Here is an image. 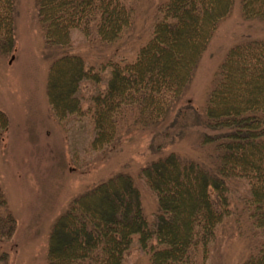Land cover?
I'll return each instance as SVG.
<instances>
[{
  "label": "trees",
  "instance_id": "trees-1",
  "mask_svg": "<svg viewBox=\"0 0 264 264\" xmlns=\"http://www.w3.org/2000/svg\"><path fill=\"white\" fill-rule=\"evenodd\" d=\"M235 1L159 0L152 32L132 60L107 59L93 72L82 55L70 51L72 31L116 42L135 24L134 0H36L46 44L56 52L47 86L56 116L65 121L82 115L83 82L99 80L109 68L105 89L89 106L91 147L116 149L133 128L148 131L153 158L139 177L157 198L150 220L130 173L95 184L55 220L47 264H123L135 237L150 264H205L218 226L234 213L238 220L246 215L251 225L242 264H264V37L246 36L228 50L202 111L186 98L204 51ZM239 3L245 20L264 21V0ZM14 18L15 1L0 0L1 52L15 49ZM189 117L200 127L202 155L165 152L179 121ZM8 124L0 109V132ZM16 224L0 190V241L12 239Z\"/></svg>",
  "mask_w": 264,
  "mask_h": 264
},
{
  "label": "rangeland",
  "instance_id": "rangeland-1",
  "mask_svg": "<svg viewBox=\"0 0 264 264\" xmlns=\"http://www.w3.org/2000/svg\"><path fill=\"white\" fill-rule=\"evenodd\" d=\"M14 1L15 49L0 50V109L9 119L8 128L0 132V190L17 224L12 239L0 241V256L5 253L0 264H47L55 220L74 198L118 172L134 177L145 215L150 220L155 217L156 195L139 177V170L153 154L149 133L140 127L125 135L116 149H92L95 127L89 106L92 97L105 89L109 68L99 73V80L83 82L79 92L84 113L59 120L47 91L55 49L46 44L36 0ZM134 2L135 24L116 42L103 43L96 33L85 36L79 28L72 31L70 51L84 57L87 69L98 71L107 59L129 62L148 39L159 0ZM250 35L264 37V21L245 20L236 0L204 51L186 94L197 110L204 109L215 72L228 50ZM199 128L195 118L179 121L176 137L171 136L165 152L175 150L188 158L202 155ZM238 217L234 213L218 226L205 264H242L251 243V225L246 215ZM123 264H150L137 237Z\"/></svg>",
  "mask_w": 264,
  "mask_h": 264
}]
</instances>
